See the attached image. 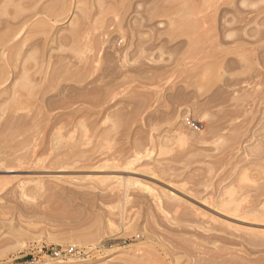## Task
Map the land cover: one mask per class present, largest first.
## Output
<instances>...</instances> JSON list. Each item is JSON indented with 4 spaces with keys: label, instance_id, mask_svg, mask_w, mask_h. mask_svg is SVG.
I'll return each instance as SVG.
<instances>
[{
    "label": "rangeland",
    "instance_id": "obj_1",
    "mask_svg": "<svg viewBox=\"0 0 264 264\" xmlns=\"http://www.w3.org/2000/svg\"><path fill=\"white\" fill-rule=\"evenodd\" d=\"M134 1L137 2L138 0ZM241 1L243 2V0ZM175 2L178 3L176 5L179 6V8L181 6V8L177 10L175 7V9H169V11L161 13V16L157 18L160 22V29L156 32L154 31L155 35H153L154 33H151L152 36L150 34L149 39L144 43L147 44V46L143 44L148 50H144L145 52L142 48L141 52L140 47L138 48L136 46L135 48L134 44L131 43L132 41H130L135 30L132 26L134 24V16L137 15V13H132V9L128 8L126 14L123 13L122 17L120 11L123 7V0H60V5L64 8V12L58 16L56 20L51 21L49 27L52 26L50 27L52 30H46V34L49 32L50 37L48 38H52L54 40L53 43L57 46V49L53 50L54 53L72 55V57L76 60L83 59L85 62L84 64H86L87 67H95L97 69L96 70L94 68L95 72L93 71L94 73L92 74V77L99 78L100 83H105V81L107 82V80H111V78H107V76H111L107 75L105 71V65L107 64L106 56H108L107 54L110 55V52L115 54H113L115 57L113 58L116 59V61L114 59L113 60L116 64L120 62L122 63L121 66L123 64L136 65L140 62V60H142L140 57H145V55L148 57L149 53L151 60L156 61L154 63L159 65L161 64L168 67H174V65L177 64L175 61L178 62V65H175L174 70L168 72L169 74L172 73L171 75L168 73V75L163 74L165 77L161 75V78H156L157 81H155V79H150V81L148 78L146 79L143 77L132 76L134 73L127 70V68H123V74L125 75H117V77L119 76L120 78H122L121 76H124L125 78H122L123 81L119 77L118 79L113 77L114 79L112 83L115 84L116 89L114 91L115 96H113L114 98H112L113 100L111 101L113 104L115 103L113 106L112 104L109 105V103H105L100 106H86L83 107L80 113L72 115V118H74L77 122H85L88 120V116L93 113L95 115H93L94 117H97L100 119L101 123L110 127L111 130L110 128L109 130L111 132L113 131L112 134H114V137L112 134L111 135L114 140H111V136H109V139L105 137L107 140L99 138V140H90L92 141L90 143L89 141L86 142L87 145L85 144V147L86 149H89V153L91 152L95 155H102V157L111 156L114 153H125L127 161H135L134 165H132L134 167L139 162L153 163L155 161L154 163L162 167L165 164L167 169L169 168L167 172L170 173L172 171L173 175L174 173L175 175L179 174L175 176V178H179H176L177 185L174 183V185H171L172 183H168L164 180L165 178H169L168 173H160L161 176H156L147 174L143 171L128 169L124 166L122 168H107L102 172H97L93 169H74L69 172L61 173L57 172V170L51 169L41 170L37 168L35 164H42L50 160L54 153V150L52 149L54 142L49 137H44L43 139L42 137L40 138L39 135L36 144L30 149L28 148L30 153L29 156L31 158L29 160L35 162L32 168H28L27 170L11 168L0 171V179H4V182L12 181V183L7 185L0 183V264H27L28 262L33 264H49L51 262L55 264L58 262H62V264H71L68 262L74 260H79L76 264H264V232L255 236L236 229H229V231L228 228L222 225L220 226V230L212 228V216H216L219 219H229V221H232L233 224L240 227L243 226L242 228L252 226L264 230V222L254 221L252 219L242 217H238L240 219L237 217H234V219L229 218L228 214L226 215L225 212L220 210L217 204L215 205L216 201L225 200V198L227 202L231 197L229 194L230 191H234L233 193L235 196L233 198L237 203L240 205L245 203V182L242 181L244 176L242 174L245 172L244 165L246 164L245 161L247 156L242 151H236L237 154L231 151L234 144L233 139H229L231 136H224L226 137L224 140L222 135H214L212 133V129H210L211 127L209 121L211 122L214 117L216 118L219 114H221V110L225 109L226 111L229 107L221 106V108H223L218 110L220 106L217 108H210L205 105L204 108L205 110L207 109L206 112H209L206 113L204 108L201 106V108H203V112L206 113H204V116L202 115V109L198 107L201 102V104H203L204 99L208 98L210 96L208 94L212 93L216 87V81H211L212 83H209L210 78L208 79V75L197 74V72L200 71L206 63L213 62L216 56L220 53L219 52L216 55L214 54L215 56L213 55V53H217L220 49L217 47V50L215 42L212 43L215 39V37L213 38L212 36V34H214L213 27L219 25V21H217L219 18H216L214 21L211 17L212 14L205 8L204 0H176ZM238 7H240V10L243 11L246 22L241 24L243 25V28L240 29L242 27L240 25L241 22L239 23L235 20L236 17H234V13L235 10L237 11V8L234 9L233 7H230V9H228L229 12L226 13V17L231 19V22L228 23L231 27H227H229L230 30L231 28L233 30H229L230 35H226L228 37V40L226 39V41L231 40L234 45L231 43V47L229 48L230 42H226L228 47L225 51H223L227 60L233 59L235 61L234 64L238 67L235 66L234 68V64H230L233 68L231 69L228 64L226 68L228 70L231 69L232 71H228V73H226V71H224L225 67L219 70L217 65L215 70L222 73L225 79H230L232 82H240L238 80H241V85L262 89L264 93V0H244V3H241ZM140 8L141 6L139 5L138 9L140 10ZM179 17L184 19V21L186 20L187 23L185 22V24H181L182 28L177 29V27H180V23H176L175 20ZM201 18L202 20L205 18L206 22L205 20L202 21ZM195 21H197L198 25L200 22L202 24L198 26L197 23H194ZM189 22L190 24H193V26H198V28L193 27V29ZM177 24L179 26H176ZM185 25L190 26L187 27ZM237 25L238 27H241L236 29L238 28ZM208 27L209 30H213L212 33L211 31L207 33L209 30L205 29H208ZM174 28L177 29H175L176 32L178 30L180 31L177 33L175 32L176 34L172 36L170 32H174ZM197 29L202 31H197L200 35L205 34L207 36L203 35V41L199 42H202L201 45L204 47L203 50L200 53H193L192 50L189 49L191 48L189 47L190 42L187 40L192 37L195 39L194 36L198 34L196 32ZM158 32H162L163 34L161 33L160 36ZM194 33L197 34L195 35ZM72 35L75 36L80 45V48H78L77 51L71 50L73 44L75 45L72 41ZM41 36L45 35L42 34ZM211 36L213 40L211 39L209 41L208 39ZM239 36L241 39L242 37L244 39L241 40ZM103 37L108 39V41L106 40V42L101 44V39ZM152 37H154V41L152 40ZM236 40L237 42L240 40L239 43H237ZM183 41L185 43H183ZM207 41L208 43H206ZM242 41H244V43ZM148 42L153 43L149 45ZM161 43H163L162 46ZM176 44L183 45L182 47L180 46L181 49H179L177 53L171 48ZM143 45L141 46L143 47ZM235 45H237V47ZM240 47L243 49L242 51ZM211 51H213L212 55L208 54L211 53ZM238 51L239 53L245 52L243 54L247 55L249 58L245 55L242 56L243 54L240 57H237L238 55L236 56L235 52L237 54ZM194 54H196V56H194ZM147 57L146 59L144 58V61H148L150 59H147ZM176 57L179 58L177 59ZM244 57L246 59L248 58L249 62H247ZM242 59L244 61H242ZM120 63H118V65ZM196 63L199 70H192V67L195 66ZM51 65L52 64L50 63V66L48 65V68H45L46 71L52 70ZM35 66L36 64L34 67ZM251 67L258 68L260 73H254ZM103 74L105 75V77L102 76L103 79H105L104 81L101 79L102 77L99 76ZM224 74L228 76H224ZM231 76H235L236 78L232 77L231 79ZM197 77L201 79V81L199 80L200 83L193 84V78H196L195 80H197ZM204 77L208 79H205L206 82L208 81V85H206L207 87L205 86L207 89H209L210 84L214 86L213 88L211 87L212 89L210 88L211 92H209L210 89L206 90V93L208 92V94H206L207 97L205 96V93L203 94L204 90L199 92V94L197 92L198 89L201 91V88H204V86L202 87L203 84L200 88H197V85L200 86V84L204 82ZM191 78L193 83L189 81ZM117 80L119 81V84L117 83ZM125 80H127V82H124ZM160 80L161 82H158ZM183 80H185V84H183ZM186 80L188 82H186ZM173 83H176L174 85L175 87H180V85L183 84L180 88H182L185 95L188 93L195 95L197 92L194 96L196 101L194 98L193 100H187L185 98L187 102L189 101L188 103H185L183 100L184 96L179 99L180 101L173 100L174 103L176 102V106L178 102V104H180V102L182 103L181 106H178L179 108L176 107L170 98H166L167 91L170 89L169 86ZM186 85L187 87H185ZM167 86L169 88H166ZM195 87L196 89L193 91V88ZM151 93L154 95H151ZM190 94H188V97ZM24 95H22L20 99L26 97ZM1 96H6V94L2 93L0 97ZM192 97L193 96H190V98ZM159 99L162 100L160 101ZM197 102L199 103L198 105ZM236 102L239 101H231L232 104H235ZM193 103H196L194 108L192 107V105H194ZM107 105L109 107H107ZM257 107H261L264 110L263 97L257 102ZM172 108L179 109V118H176V120L178 119V122L180 123L178 126L183 124L186 126L184 127V130L189 128L187 130L188 133L194 132L197 134L200 132L197 136H202L203 134V136L206 137L207 135L208 139L204 138L202 141H192L190 135L184 134L182 136H185L188 140L183 143L179 142L176 138V134L179 133L177 131L178 126L173 123L174 121H171L172 119H170V121H166L169 119L165 118L166 120H164L166 123L164 120H159V124L158 121H156L159 126H153V122L151 123V126H146V124H149L145 122L144 118L150 111L154 110V112L162 113L164 115L166 112L167 115L173 110ZM192 108L194 110L197 108L196 111H199L200 109L201 112L199 111L200 113L198 112V114L194 115L196 111H193ZM230 108H233V106ZM210 112H212L214 116ZM18 113L24 115L28 122L32 120V123L34 120L40 122V117L42 115L39 108L32 106L26 108L24 107L19 110ZM120 113L122 117L126 115L125 121H128V123L133 120L135 122L134 126L138 125V123L140 125L142 124V127L144 128L142 132L144 131V135L146 132H149L150 134L146 133L149 138L145 139L144 137V140H140L138 137L142 136L143 133L139 130L140 132H137L138 136L136 135L137 137H134L137 141L134 138L133 139L135 141L132 139L133 141L128 140L127 142L124 140H115L116 131L119 129L116 127H118V124L119 126L122 124L120 123L121 121L117 120L124 119L119 116ZM199 114L202 116H198ZM209 114L213 117L210 115L211 118H208ZM133 115L135 116L133 117ZM206 115L207 118L211 120L205 119ZM141 117L144 118L141 119ZM183 117L186 120L189 118L193 125H188ZM199 117L201 119H199ZM243 117L244 116H240L239 118L243 120ZM193 118L196 119L193 120ZM123 121L124 120H122V122ZM239 121L240 119L237 118L236 122ZM156 122H154V125ZM125 123L127 122H124V124ZM29 124L27 128L30 127ZM63 126V121H57L53 132H58ZM207 126L209 127V130L207 129ZM112 127H114V129H112ZM230 132L231 131L226 130L223 132V135H227L225 133L229 134ZM207 133H211V135L209 136ZM2 134L0 132V135ZM162 136H165L166 138H163ZM213 136L215 138H213ZM22 137L23 136H16L15 140L13 139L14 141L12 142H1L0 145L3 147H0V152L13 147V150L19 151L18 153L24 151L25 149L22 147H24L25 144L20 141L23 139ZM217 139H219V141ZM122 142H124V144ZM136 142L138 144H136ZM227 143L229 144L231 150H229V146L227 147L228 151H226L227 149H224L226 147L225 144ZM135 144L138 146H135ZM117 149H119L118 153ZM175 153L177 155H175ZM220 153L222 157L224 156L223 153H225V156L228 155V161L225 162L227 156L222 158L220 157ZM217 154H219V156ZM128 157L129 159H127ZM221 158L225 160L223 161ZM216 159H220L219 161L221 162H216ZM222 162L224 163L222 164ZM260 163V166L257 168H264V161H260ZM165 165L164 167L166 169ZM176 168V172L173 171ZM257 168L255 170L256 173H258L257 171L260 172ZM25 173L40 174L44 177L59 174L81 176H107L109 174H118L124 177L138 178L144 182H149V185L153 186H151L152 188L155 187L152 194H156L160 190H171L179 194L181 199H184L183 202H185V205L191 207L193 211L196 210V212L188 217L190 218L189 220L186 216L187 220L184 221L183 219L182 221L180 220L182 218H178L180 217L179 215L182 216V207L173 208L174 210H166V213H160V211L157 212V209L156 211H151L152 209L149 207V201L152 194H149L145 185L139 182H133L125 185L122 184L116 189L109 190L110 181L94 182L95 184L93 183L90 185V189H85V191H88L89 193L86 194V197L89 198L84 197L85 199H83V197L80 198L79 195H72L73 197L70 195L71 201L66 198L62 199L61 196L50 191L49 184H47L46 181H44L41 186L36 185L35 182H27L26 186L28 187V192L32 195L30 200L33 201V204L37 207L35 211L31 212L20 206L13 198L10 197V193L8 192L9 188L14 186L13 182L17 181L20 175ZM261 173L262 175L264 174L262 171ZM188 176H190V178ZM70 186L72 187L73 185L70 184ZM172 186H174V188ZM106 192H109L108 195ZM137 193H140V195L144 194L143 197L145 196V199ZM125 194H127L126 197ZM140 199H143V201H140ZM148 210L152 212L153 219L151 217V212ZM153 213L157 215H154ZM159 214H162V218H160L161 216ZM155 216H157L158 219H156ZM175 217L178 218L180 222L178 219L176 220ZM182 217L185 218L184 216ZM170 218H175L173 219L175 220L174 223L177 221L179 223L178 225L181 227L175 223L178 226V229L176 230V228H174L176 225H174L173 220ZM162 219L164 223L161 221ZM170 220H172V222ZM110 223L112 224L110 225L111 228L109 226ZM168 223L170 224V228L172 227L171 230L166 228L167 225L169 226ZM173 228L176 232L173 231ZM179 228L180 230L182 229V232ZM178 230L179 232H177ZM230 232L235 233V235ZM177 233H179V236H182V234L183 236L177 237ZM227 234H230V236ZM71 246H74L77 251L80 250L81 253L64 255L62 258L55 256V252L66 250Z\"/></svg>",
    "mask_w": 264,
    "mask_h": 264
},
{
    "label": "bare ground",
    "instance_id": "obj_2",
    "mask_svg": "<svg viewBox=\"0 0 264 264\" xmlns=\"http://www.w3.org/2000/svg\"><path fill=\"white\" fill-rule=\"evenodd\" d=\"M175 1L176 0H138L136 2L134 0H123V5H122L123 7L120 11V13L122 15L120 13H118V14H120L123 17V13L126 14V11L128 8L132 9L131 10L132 13L133 12L137 13V15L134 16V20H133L134 24L132 26L135 30H134L133 35L131 36L132 39H130V41H132L131 43L134 44L135 48L137 46L138 48L140 47V51H141V48L143 51L147 50L146 47L144 46V45L147 46V44H144V43L147 42L151 33L152 34L154 33L153 35H155V32L158 29H160V22L157 20V18L159 16H161V13L169 11V9L170 10L175 9V7L177 8V10L181 8V6L179 8V6L176 5L178 3H176ZM240 1L241 0H204L205 8L207 9V11H209L212 14L211 17L214 19V21L216 20V18H219L217 20V21H219V25L218 26L216 25L215 27H213L214 28V34H212V36H213V38L215 37V39L213 42L212 41L211 42L212 43L215 42V44L217 45L216 49H217V47H219L218 49H220V51H217L218 50L217 49L216 50L217 53H213V51H214L213 50V51H211V53H208V54L212 55V53H213V55L214 54L216 55L219 52L220 53L218 56H216V58L213 62L206 63L202 67V69L197 72V74L208 75L207 76L208 79L210 78L209 83L211 81H216L215 82V85H216L215 89L213 90L212 93H209V94H208V92L206 93V90H209L211 87L213 88L214 86H212L210 84L209 89L206 88L207 87L206 85H208V81L206 82L205 79H207V78L204 77L205 83L202 82L200 84V86L197 85L198 86L197 88H200L201 85L203 84L202 87L204 86V88H205V89L201 88L202 89L201 91H199L200 89H198V91H197L198 94H199V92H202L204 90L203 94L205 93V96H206V94L210 95L208 98L204 99L203 104H201L202 103L201 102L200 105H198L199 103L197 102V105L200 108H201V106L204 108L205 105L207 107H210V108H217L220 106V108L218 110L223 108V107L221 108V106L229 107L226 111H225V109L221 110V112H220L221 114H219V115L217 114L218 116L216 118L214 117V119H212L211 122L209 121V124L211 127L210 129H212V133L214 135H220V136L222 135L224 140L226 139L227 136H229V137L231 136L229 139L231 140V138H232L234 141V144H233V146L231 145L232 150L229 146L230 142H232V141H230L229 144L227 143L228 145L225 144L226 147L225 148L223 147V148L225 150L227 149L226 151H228L227 147L229 146V148H230L229 150H231L233 153H236V151L237 152L242 151L247 156L246 161H245L246 164L244 165L245 166V170H244L245 172L242 174V175H244L242 178V181L245 182V187H244L245 203L242 205L237 203L236 200H234V198H233L235 196L233 193L234 191H230L229 194L231 195V197L227 202H226V198H225V200L216 201L215 205L217 204V206L220 208V210L225 212L226 215L228 214L229 218L234 219V217H237V218L242 217V218H249V219H252L254 221L264 222V174L262 175V173H261V171L264 172L263 171L264 168L260 167L262 170L257 168L261 164L260 161H264V153H263V151H264V110L261 107H257V102L262 97L264 98V93H263L262 89L255 88L252 86L248 87L247 85H245V86L241 85L240 84L241 80H238L240 82H237V81L232 82L230 79H225L223 77L222 73H220L218 70H215L217 65H218L219 70H221V68L225 67L224 71H226V73H228V71L229 72L232 71L231 69H233L230 66V64H234L235 61L233 59L227 60L226 55L223 54V51H225L226 48L228 47V44L226 42H228V43L230 42L229 48L231 47V43L233 42V41L231 42V40L226 41V39L228 38L227 36L230 35V31L233 30L232 28L230 30V28L227 27V26H230L228 23L231 22V19H228L226 17V15H227L226 13L229 12L228 9H230V7H233L234 9L237 8V11L235 10V13H234L236 15V16L234 15V17L237 18V19L235 18V20H237L239 23L241 22L240 25L243 22H246V20H245L246 18L243 15V11L240 10L241 9L240 7H238L239 5H241V3H244V0H243V2L241 1V3H240ZM139 5L142 8V9L140 8V10L138 9ZM181 10H183V9H181ZM63 12H64V8L60 5V0H0V95L2 93L6 94V96L0 97V132H1V134L3 133L2 135H0V139H1L0 143L1 142H12L15 140L16 136H23L22 137L23 139L20 141H22V143L25 144L24 147H22L25 150L21 151L20 153H18L19 151L13 150L14 147L10 148L8 150H2L0 152V171L6 170V169H11V168L21 169V170H27L28 168H32L35 162L29 160L31 158L29 156L30 153H29L28 148L30 149L31 147H33L36 144V142L39 138V135H40V138L42 137L44 139V137H46V138L49 137L54 142V146H52L54 153H53L52 157L50 158V160L48 162H45L42 164L41 163L35 164V166H37V168H39L41 170L51 169V170H57V172L61 173V172H69L70 170H74V169H93L97 172H102L107 168H122L124 166L128 169H132L135 171H143L147 174L156 175V176L160 175V173L161 174L162 173H168L169 178L168 179L165 178L164 180H166L168 183H172L171 185L176 184V182H177L176 178L177 179H179V178L178 177L175 178V176H177L179 174L175 175V173H174V175H173L171 170H169V171H171L170 173L167 172L169 168L167 169V166L165 164L164 165L166 166V169H165L164 165L162 167V166L154 163L155 161L153 163L152 162H141V163L139 162L134 167L132 165H134L135 161H127L125 158V157H127L125 155V153L122 154L119 152L120 154L114 153L111 156H104V157H102V155H95L94 153H91V152L89 153V149H86V147H85L86 142L89 141V143H90V142H92V141H90L92 139L99 140V138L105 139V137L107 139H109V136H111V140H112L113 139L112 135L114 137V134H112L113 131L111 132L110 127H107L105 124L100 122V119H98L97 117H94L95 115L93 113H91L88 116V120L85 122H77L76 120H74V118H72V115L80 113L82 111L83 107H86V106H100V105H103L105 103H107V104L109 103V105L112 104V106H113L115 103L113 104L111 101L113 100L112 98H114L113 96H115L114 91L116 90L115 84L112 83L113 79H114L113 77L118 79V77L120 75H125V74H123V68H125V69L127 68V70L134 73V74H132V76L143 77L146 79L148 78L149 80L155 79V81H157L156 78H159L163 74L168 75L169 74L168 72L174 70L175 65H178V62L175 61L177 64H175L174 67H168V66H164L161 64L159 65V64L154 63L156 61L151 60V58H150L151 56L149 57V54H150L149 53L148 57L146 55H145V57L143 56L145 59H146V57H147V59L150 58L148 61L147 60L144 61V58L140 57V59H142L143 61L139 59L140 62L138 60L139 63L136 65H133L130 63L133 66H131L129 64H127V65L123 64L121 66L122 63H120V62H118V63H120L119 65H118V63L116 64V62H115L116 59H114L115 54L110 52L111 54L110 55L107 54L108 56H106L107 64L105 65V67H106L105 71H106L107 75L111 76V77H108L106 75L107 78L108 79L111 78V80H109V81L107 80V82L105 81V83H100L99 78L92 77L93 76L92 74L95 72L94 70L96 68L95 67H87V65L84 64L85 62L83 59L76 60L75 58L72 57V55L53 52V50L57 49V46L55 43H53L54 40L52 38H48L50 36H49V32L47 33L48 35L46 34V30L47 31L52 30V28H50L52 26L49 27L51 21L56 20V18H58V16H60ZM232 12H233V10H232ZM121 16H120V18H121ZM178 19H179V21H178ZM201 20H202V18H201ZM203 20H205V18H203ZM175 21H176V23L177 22L180 23V27H177V29L182 28L181 24H185V22H186V20L184 21V19H182L181 17L177 18ZM217 21H216V23H217ZM198 22H200V21H198ZM205 22H206V20H205ZM33 23H35V24H33ZM176 23H173V24H176ZM194 23H197V21H195ZM178 24L176 26H179ZM189 24H190V22H189ZM201 24L202 23L200 22L199 25H201ZM190 25H192V28L193 27L198 28V26H199L198 23H197L198 26H196L195 24H194L195 26H193V24H190ZM185 26H187V25H185ZM189 26H187V27H189ZM241 26H240L241 27L240 28L237 25L238 28H236V29H239V28L242 29L243 25H241ZM209 27H208V29H205V30H209ZM175 29L176 28L173 29L174 32L173 31L170 32L172 34V36L175 35L178 31H180V30H178L176 32ZM197 31L199 32L201 30L197 29L196 32ZM210 31L211 30L207 31V33ZM212 32H213V30L211 31V33ZM161 33L158 32V34L160 36H161ZM42 34H44L45 36H41ZM76 34H77V31H76ZM152 34H151V36H152ZM168 35H170V34H168ZM197 35H196L197 37L194 36L195 39L192 37V38H189L187 40L188 42H190L189 43L190 45L187 42L189 47H191L189 49H191L193 53H195V52L200 53L204 48L201 45L202 42L201 43H199V42L203 41L202 40L203 35H205V34L200 35V33H198ZM172 36H170V37H172ZM205 36H207V35H205ZM212 36L208 39L209 41L212 39ZM71 37H72V41L75 43V45L73 44V47L71 50L77 51L78 48H80L78 40L75 38L74 35H72ZM153 39H154V37H152V40ZM240 39H241V37H240ZM242 39H244V38L242 37ZM106 40L108 41V39L103 37L101 39V44L106 42ZM70 41H71V39H70ZM172 41H173V39H172ZM239 41L237 42V40H236L237 43H239ZM242 42L244 43V41H242ZM151 43H153V42H151ZM151 43L148 42L149 45H151ZM183 43H185V42L183 41ZM206 43H208V41ZM141 45H143V47ZM162 45H163V43H161V46ZM232 45H234V43H232ZM180 46L182 47L183 45H179V44L177 45L176 44V45L172 46L171 48H172V50H174L177 53V51H179V49H181ZM235 46L237 47V45H235ZM238 46H239V44H238ZM152 48H153V45H152ZM205 49H207V48H205ZM213 49H215V48H213ZM210 50H212V49H210ZM242 50L243 49L241 48V51ZM239 51L237 54L235 52V55L236 56L238 55L237 57H240L243 53H245V52L239 53ZM141 52H139V53H141ZM107 53H109V52H107ZM133 53H135V52H133ZM233 54H232V56H233ZM133 55H135V54H133ZM244 55L245 54H243L242 56H244ZM194 56H196V54H194ZM245 56H247V55H245ZM136 58H138V57H136ZM248 58L247 59L245 58V60H247V62H249ZM234 59H236V58H234ZM136 60H134V61H136ZM237 61H239V60H237ZM242 61H244V60L242 59ZM50 63L52 64L51 65L52 70L46 71V69L48 68V65L50 66ZM179 63H180V61H179ZM35 64H36V66H35L36 69L38 67V69H40V70L35 69V67H34ZM227 65L231 69L228 70L226 68ZM233 66L235 68V66H237V65L234 64ZM240 66H241V64H240ZM195 69L199 70V68L197 67V63L195 64V66L192 67V70H195ZM236 69H238V68H236ZM251 69L253 70L254 73H260V70L256 67H251ZM103 70H104V68H103ZM222 71H223V69H222ZM224 71H223V73H224ZM96 72H98V71H96ZM171 74H169V75H171ZM225 74H224V76H228ZM117 75H119V76L117 77ZM209 75H210V77H209ZM99 76L105 77L104 74L99 75ZM163 76L165 77V75H163ZM103 77L101 79H103ZM121 77L125 78L124 76H121ZM200 77H202V76H200ZM232 77H235V76H231V79H232ZM122 78H120V79L122 80ZM228 78H230V77H228ZM164 79H166V78H164ZM193 79H194V83H193L192 78L189 80L193 84H195V83L198 84L201 81L200 78L197 79L198 82H197V80H195L196 78H193ZM104 80L105 79H103V81ZM161 80L158 82H161ZM103 81H101V82H103ZM184 81L185 80H183V84H185ZM124 82H127V80H125ZM186 82H188V81L186 80ZM117 83L119 84V81ZM117 83H116V86H117ZM175 84L173 83L172 85L169 86L170 89H168L169 91H167V95H166L167 99L170 98L171 101H173V100L180 101L179 99H181L185 96L183 98L185 103L187 102V100H193V98L197 92L195 93V95L194 94L192 95V93L191 94L188 93V94H190V96H193L192 98H190V96L188 97V94L185 95V93L182 91V88H180V87H182L181 85H183V84H181L180 87H175L174 86ZM177 84H180V83H177ZM194 86H196V85H194ZM169 87L167 86L166 88H169ZM185 87H187V85ZM194 89H196V87L193 88V91H195ZM211 89L209 92H211ZM160 91H161V89H160ZM154 94H155V92H154ZM154 94L151 93V95H154ZM156 94H157V92H156ZM203 94H201V95H203ZM22 95L26 96L27 98L24 97L23 99H20V97ZM199 97H200V95H199ZM203 97H201V98H203ZM151 99H153V98H151ZM159 100L161 101L162 99H159ZM194 100H195V98H194ZM234 100H238L239 102L232 104L231 101L234 102ZM195 101H193V102H195ZM113 102H115V101H113ZM184 102H183V104H184ZM173 103H174V101H173ZM175 103H174V105L176 106ZM178 103H177L176 107H178L179 105L181 106V104H182L181 102H180V104H178ZM29 106L37 107L40 109V111L42 112V115L40 117V122L35 121V120L33 123H32V120L30 122H28L24 115L18 113L19 110H21L22 108H24V107L26 108ZM195 106H196V103L194 105H192L193 108ZM231 106H233V108H230ZM107 107H109V106L107 105ZM203 108H201L202 112H203ZM196 109L197 108H195V110L193 109V111H196ZM178 110L179 109H177V108L173 109L167 115H166V112L164 115L162 113L154 112V110H152L145 116V118L144 117L143 118H144L145 122L149 124V125L146 124V126H151L152 122H153L152 123L153 126H156L160 123L159 120L163 121L165 118L169 119V120L165 119L166 121H170V119H172L171 121H174L173 123H175L176 126H178L180 124L178 122V119L176 120V118H179V115H178L179 111ZM204 110H205V108H204ZM206 110H205V112H206ZM199 111L201 112L200 109H199ZM199 111H196L197 113L195 112L194 115L198 114ZM205 112H203V114H202L203 116L206 113H209V112H206V113ZM213 112H214V109H213ZM259 112H260V115H259ZM210 113L212 114V112H210ZM211 114H209L208 118L210 117ZM202 115L199 114L198 116L201 117ZM212 115H211V117L214 116V115L213 116ZM119 116H121V113L119 114ZM125 116L124 117L121 116V118H124V119H120L118 117L120 120H117V121H121L120 123H122V124H120V126L118 124V127H116L119 129H118V131H116L115 140H124L127 142L128 140L130 141L134 137H137L138 136L137 132L139 130L141 131V133H143L144 131L142 132V130H144V128L142 127V124L140 125L138 122H137L138 125L134 126L135 122L132 119H129L132 121H130L128 123V121H125V118H126ZM134 116L135 115H133V117ZM240 116L241 117L244 116L243 120L241 118H239ZM192 117H196V116H192ZM200 117H199V119H201ZM35 118H37V117H35ZM143 118L141 117V119H143ZM208 118L206 115L205 119H208ZM237 118L240 119L241 122L240 121L236 122ZM127 119H128V116H127ZM194 119H196V118H193V120ZM122 120H124V121L122 122ZM208 120H211V119H208ZM57 121L58 122L63 121L64 126L58 132L55 133V132H53V129H54ZM156 121H158V124ZM166 121H165V123H166ZM124 122H127V123L124 124ZM154 122H156L155 125H154ZM28 124L30 127L27 128ZM115 126H117V125H115ZM114 127H112V129H114ZM184 127H186V126H184L183 124L178 126L177 131L179 133H177V134L175 133L176 138L181 143L186 142V140H188L185 136L184 137L182 136L184 134L190 135V138H192V141L193 140H201L202 141V140H204V138L205 139L207 138V135L205 137V136H203V134H202V136H197V134H199L200 132L197 134H195L194 132L188 133L187 130L189 128L184 130ZM21 128H22V130H21ZM109 128H110V130H109ZM207 129L209 130L208 126H207ZM115 130H117V129H115ZM226 130L231 131L229 133L230 135L228 133H225L227 135H223V132ZM146 133L150 134L149 132H146ZM146 133H145V135H146ZM145 135L143 133V135L138 137V138H140V140L141 139L144 140L143 139L144 137H145V139H148L149 136H147V135L145 136ZM208 135L210 136L211 133ZM224 136H226V137H224ZM213 138H215V137L213 136ZM107 139H105V140H107ZM217 140L219 141V139H217ZM15 142H17V141H15ZM115 142H117V141H115ZM122 143L124 144V142H122ZM136 144H138V143L136 142ZM136 144H135V146H138ZM0 147H3V146L0 145ZM118 150L119 149H117V153H118ZM177 151H178V149H177ZM221 151H219V152H221ZM223 152H225V151H223ZM176 153H178V152H176ZM176 153H175V155H177ZM225 153H227V152H225ZM225 153H223L224 156H225ZM192 154H190V155H192ZM217 155L219 156V154H217ZM224 156L222 157V155L220 153V157L224 158ZM226 156H225L226 160L221 158L223 161L225 160V162L228 161L227 160L228 155H226ZM230 156H232V155H230ZM188 157H189V155H188ZM233 158H234V156H233ZM127 159H129V157ZM219 160L220 159H218L216 162H218ZM219 162H221V161H219ZM223 163L224 162H222V164ZM219 164L222 165L221 163H219ZM255 166L257 169L260 170V172L259 171H257L258 173L255 172V170H256ZM176 170H177V168L173 171L176 172ZM179 170H181V169H179ZM177 173H179V172H177ZM188 177L190 178V176H188ZM235 178H234V180H235ZM3 180L4 179L1 178L0 183H2L4 185L12 183V181L4 182ZM44 181H46L47 184H49L50 191H52L54 194H58L59 196H61L62 199L66 198L68 200L71 199L70 197L72 195L73 196L79 195L80 198L83 197V199H85L84 197H86V194H89L88 191H85V189L86 188L90 189V187H91L90 185L93 184L94 182H108V181H110V186H109L110 189L109 190L116 189L117 187H119L122 184L125 185L128 183L139 182V183H142L143 185H145V188L149 191V194H152V191L155 188V187L152 188L153 186L151 185L152 186L151 187L149 185V182L147 183V182H144L138 178H133V177L129 178V177H124V176L118 175V174H109L107 176H104V175H84V176H81V175H60L59 174V175H52V176L50 175V176L44 177L43 175L41 176L40 174H27V173H25V174L20 175V177H19V179H17V181L13 182L14 186L10 187L8 192L10 193V197L13 198L20 206H22L25 209L33 212L36 210L37 207L33 204V201L30 200L32 195H30V193L28 192L29 190H28V187L26 186V183L27 182H35L36 185L41 186V184H43ZM70 184L73 186L71 187ZM102 184H104V183H102ZM168 186H170V185H168ZM172 187L174 188V186H172ZM86 190H88V189H86ZM138 192H140V191H138ZM108 193H107V195H108ZM137 194L140 195V193H137ZM126 195L127 194H125V197H126ZM143 195H140V196L143 197ZM147 196H148V193H147ZM86 198H89V197H86ZM222 198H224V197H222ZM235 199H236V197H235ZM141 200L143 201V199H140V201ZM183 200L181 199V196L179 194H177L171 190H160L158 193L151 195V199L149 201V207L152 209L151 211H153V210L156 211V209H157V212L160 211V213H164V212L166 213V210L168 211V210H171L173 208L182 207L183 208V209H181L182 210L181 211L182 216H184L185 218H183L181 215H179L180 217H178V216H176V217L182 218V219H180L182 221H183V219H184V221H186L188 217L195 214L194 212H196V210L193 211L191 207H188L187 205H185V202H183ZM144 202H146V201H144ZM213 205H214V203H213ZM148 211H150V210H148ZM151 215H152V212H151ZM154 215H157V214H154ZM159 215L161 216L162 214H159ZM186 216H187V218H186ZM151 217L153 219V215ZM155 217H156V219H158L157 216H155ZM160 218H162V216ZM160 218H159V220H160ZM175 218H170V219L173 220ZM178 218H176V220ZM189 219L190 218H188V220ZM211 219H213V223L211 222L212 228L215 230H220V226L222 225V226H225L226 228H228V230L229 229H236V230L243 231L245 233L255 235V236L260 235L261 233L264 232V230L258 229V227L256 228V227L251 226V227L242 228L243 226L240 227L238 225H235V224H233L232 221H229V219H219L216 216H212ZM238 219H240V218H238ZM172 220H170V221L172 222ZM180 220L178 219L179 222H180ZM161 221L163 222V219ZM174 221L175 220H173V223H174ZM175 223H177V225L179 224L177 221ZM175 223H174V225H176ZM110 225H112V224L110 223L109 226ZM177 225H176V227H174V228H176V230L178 229L177 228L178 226L181 227L180 225H178V226ZM110 228H111V226H110ZM166 228L171 230L172 227L170 228V224H169V226L167 225ZM221 229H222V227H221ZM176 230L174 229L173 231L176 232ZM179 230H180V228H179ZM179 230L177 232H179ZM215 230H213V231H215ZM220 232H224V231H220ZM230 233L235 235V233H233V232H230ZM178 234L179 233H177V237L179 236ZM227 235L230 236V234H227ZM182 236H183V234H182ZM182 236H179V237H182ZM78 261L74 260V261H71L68 263L76 264V263H78ZM81 261H85V260H81ZM58 263L62 264V262H58ZM58 263H56V264H58ZM27 264H33V263L28 262ZM49 264H55V263L51 262Z\"/></svg>",
    "mask_w": 264,
    "mask_h": 264
},
{
    "label": "built area",
    "instance_id": "obj_3",
    "mask_svg": "<svg viewBox=\"0 0 264 264\" xmlns=\"http://www.w3.org/2000/svg\"><path fill=\"white\" fill-rule=\"evenodd\" d=\"M186 123L188 125H193V123L191 122V120L189 118H187ZM81 251H77V249L74 246H71L70 248H67L66 250H60L55 252V256L58 258H62L64 255H68V254H80Z\"/></svg>",
    "mask_w": 264,
    "mask_h": 264
}]
</instances>
